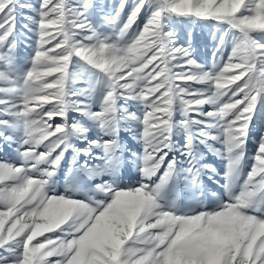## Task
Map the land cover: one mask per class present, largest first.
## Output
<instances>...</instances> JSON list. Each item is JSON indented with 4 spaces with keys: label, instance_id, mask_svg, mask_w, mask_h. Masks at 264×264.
<instances>
[{
    "label": "snow or ice",
    "instance_id": "snow-or-ice-1",
    "mask_svg": "<svg viewBox=\"0 0 264 264\" xmlns=\"http://www.w3.org/2000/svg\"><path fill=\"white\" fill-rule=\"evenodd\" d=\"M127 6L97 24L92 0H0V142L16 152L0 158V264H264V135L245 173L264 0H132L125 18ZM19 19L35 36L26 67ZM178 22L219 29L211 67ZM201 145L225 161L212 207Z\"/></svg>",
    "mask_w": 264,
    "mask_h": 264
},
{
    "label": "rangeland",
    "instance_id": "rangeland-1",
    "mask_svg": "<svg viewBox=\"0 0 264 264\" xmlns=\"http://www.w3.org/2000/svg\"><path fill=\"white\" fill-rule=\"evenodd\" d=\"M33 3H37L38 0H32ZM92 2L97 6L94 13V22L97 24H103L105 21L103 20L102 11L113 13V9L118 6L120 0H92ZM132 0H128V6L125 9L124 16L126 18L127 12L131 10ZM106 6V7H104ZM27 15H31V13H25ZM114 15V13H113ZM143 15L140 18V23L143 22ZM28 23V21L19 19L18 20V30L20 32V36L17 41V60L20 66H28V62L30 60L31 54L33 52V48L35 46V36L33 33L23 27H20L23 24ZM176 31L178 33L179 39L182 43L190 44L193 50L195 58L199 63L205 64L207 67H211L213 62L212 52L218 43V37L214 36L213 33L219 32V29L215 25L208 24H197L193 26H189L183 23H177ZM190 34V35H189ZM231 51L230 43L225 46L223 51V59L226 61L228 55ZM219 59V58H217ZM82 85L78 84L77 87H81ZM198 86V85H197ZM210 106H205L207 110ZM133 110H135L136 105H132ZM75 117L79 119L78 116L72 114L70 119ZM56 122H60L59 119ZM11 134V133H10ZM91 135L94 137L96 135V130H91ZM261 135H264V110H258L257 115L255 116L249 133V141L247 145V158L245 160V173L250 169L252 163V157L254 155V151L257 147L258 140ZM183 133H177L176 139L182 140ZM132 141L133 151L139 149L141 145L135 142L134 134L130 133L128 137H125V143L127 144L129 141ZM78 146L83 147V144H79ZM201 151L204 154V163L210 165L211 168L216 170V174H213L211 171H208L204 174L202 178V182L206 191V195L203 200L204 205H208L209 207L214 206L215 197L212 195L213 193L222 191L223 180L222 171L225 165V161L222 157L218 156L216 153L210 151L203 145H201ZM0 158L15 160L16 152L15 146L9 145L4 146L2 142H0ZM71 161V153L68 154V162ZM68 175V163L66 162L61 169L60 179L57 182V191L62 192L66 186L65 177ZM123 182L125 184L132 183L137 178L136 169L134 167L128 166L123 170L122 173ZM209 177H212L209 179ZM99 182V181H97ZM193 195L199 196L200 193L197 192L195 194L191 193L188 190H183L180 193L181 199L183 202L188 203L192 200Z\"/></svg>",
    "mask_w": 264,
    "mask_h": 264
}]
</instances>
